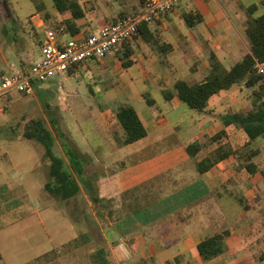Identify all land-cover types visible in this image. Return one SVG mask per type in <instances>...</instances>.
Wrapping results in <instances>:
<instances>
[{"label": "crops", "instance_id": "crops-1", "mask_svg": "<svg viewBox=\"0 0 264 264\" xmlns=\"http://www.w3.org/2000/svg\"><path fill=\"white\" fill-rule=\"evenodd\" d=\"M78 1L84 15L75 20V35L96 33L143 4V0ZM45 6L52 23L71 18L70 13L59 14L53 4ZM245 7L238 0H181L177 8L146 25L152 43L139 34L122 51L118 48L98 61L109 70L108 77L114 75L111 68L123 69L115 80L128 102L122 104L135 109L147 133L127 146L106 132L96 131L90 137L78 131L77 138L71 137L87 159L102 204L93 205L83 189L66 201L49 195L44 190L50 180L44 148L21 133L5 135L0 147V264H264V213L243 211L237 197L231 203L227 198L229 181L234 180L228 178L232 170L227 164L236 158L230 156L202 174L196 168L220 146L242 150L263 141L259 137L249 142L244 131L223 123V116L249 103L243 99V86L233 85L213 96L205 114L186 112L175 97L166 101L162 96V90L172 89L178 79L189 84L203 81L210 70L209 52L227 70L241 60L248 51ZM263 10L260 7L258 13ZM39 14L34 6L30 19ZM182 14L200 21L188 27ZM36 25L44 34L43 23ZM123 52H130L133 61L128 68L122 67ZM39 56L38 45L34 57L13 71L23 66L26 70ZM5 65L0 56V76L8 74ZM12 92L0 96V102ZM144 94L155 101L153 106L146 104ZM167 124L170 128H165ZM194 142L201 149L191 158L186 148ZM57 155L65 158L61 149ZM235 183L232 188L239 189L241 184ZM78 199L80 207L73 204ZM87 205L92 212H86ZM87 223L97 232L86 229ZM225 231V251L204 259L198 244Z\"/></svg>", "mask_w": 264, "mask_h": 264}, {"label": "trees", "instance_id": "trees-1", "mask_svg": "<svg viewBox=\"0 0 264 264\" xmlns=\"http://www.w3.org/2000/svg\"><path fill=\"white\" fill-rule=\"evenodd\" d=\"M2 1L0 0L1 3ZM52 2L59 14L70 13L71 18L65 20L63 24L66 25L70 35H75L78 32L75 20L84 15L79 1L52 0ZM34 6L37 12L43 13L45 17H48V12L43 2H35ZM260 7L264 9V2L260 1L245 7L244 33L248 51L244 53L239 62L227 70L216 55L213 52H209L208 62L210 70L203 81L189 84L183 79H178L172 89L162 90L164 100L170 101L175 97L188 109L205 114L208 112L210 99L222 91L229 90L233 85L252 88V99L245 107L237 112L223 116L224 125H234L244 131L249 142L259 137L264 139V88L259 84V77L254 70L255 60L264 63V10L258 13ZM182 19L188 27L194 25V20L200 21L199 17L195 18L190 14H182ZM147 31L146 24L141 25L138 35L140 34L147 43H152V40L147 37ZM4 32L8 35L7 28ZM129 55L130 52H123L120 56L123 68H128L133 64V61L129 60ZM22 69L25 70L24 66ZM72 72L70 70L68 73L71 74ZM144 99L150 107L155 104V101L147 94H144ZM45 106L47 109V104ZM115 117L122 130V137L117 139L119 145L127 146L146 137V129L131 105L120 104L116 108ZM49 118L50 126H48L44 117L32 118L25 123L22 132L23 138L35 141L44 148V158L49 161L50 180L45 184L44 190L52 197L66 201L75 198L83 189L93 205L102 204L104 200L98 196V187L93 175L87 171V159L69 145L58 128L57 120L52 116ZM220 135L222 134H218L213 139H217ZM57 140L66 160L54 152ZM200 149L201 145L198 142H194L188 145L186 152L193 158ZM258 154V149L250 148L243 151L232 150L228 146H220L203 160L197 162L196 168L202 174L218 162L233 156L240 160V165L248 174L255 175L259 173L264 179V167L259 168L254 162L255 156ZM238 203L244 210L249 208L248 205L244 204L245 199L242 197L238 198ZM227 235L228 232L225 231L201 241L197 246L199 254L206 260L221 255L225 251V238Z\"/></svg>", "mask_w": 264, "mask_h": 264}, {"label": "rangeland", "instance_id": "rangeland-1", "mask_svg": "<svg viewBox=\"0 0 264 264\" xmlns=\"http://www.w3.org/2000/svg\"><path fill=\"white\" fill-rule=\"evenodd\" d=\"M238 1L249 6L257 3L258 0ZM35 2L53 4L52 0H3L2 3L0 2V56L6 59L5 71L8 73L20 68V63H25L34 57L38 50L40 36L43 35V28L37 29L36 24L43 23L45 29L60 25V23L51 22L47 9L48 17L40 13L39 17L31 20L30 13L34 11ZM36 13L39 12L36 11ZM6 28L8 35L4 32ZM123 48L119 49L122 51ZM110 70L115 76L108 77L111 74L101 62H86L71 74L61 73L47 82L37 84L34 93L31 95L12 92L0 102V107H2L0 109V147L6 134H22L25 123L32 118L44 117L50 126V116L57 120L59 130L75 150H78L77 144L71 137L77 138L78 131L86 132L90 137L96 131L111 133L117 141L122 137V130L116 121L115 111L120 104L126 103L127 100H123L120 85L115 82L118 76L123 73V69L111 68ZM252 91V88H244L243 99L245 103L252 99ZM159 97L161 98V95ZM133 105L137 107L136 102H133ZM183 109L186 112L196 113L185 105ZM165 128H170V125L167 124ZM35 143L43 148L39 143ZM250 148L259 150L254 161L259 168H263L264 139L257 144L243 146L241 149L244 151ZM60 149L57 140L54 152L57 154ZM227 165L232 170V175L230 174L228 178H234L233 181H229L230 187L226 189L227 193H231L227 195L228 197L226 196L230 198L229 203H231L232 198L242 197L245 199L244 204L249 206L247 210H244L239 204L243 211L264 213V181L262 177L259 174L250 176L245 170L242 171L244 168L238 159H233ZM234 182L241 184L239 189L232 188ZM37 202V206L41 210L42 205L39 204V200ZM73 204L80 207L79 199ZM85 209L86 212H92L90 205H87ZM86 229H94L95 233L97 232V227H93L90 223L86 224ZM102 249L105 250L103 243ZM84 254L85 261H87L88 249L84 250ZM104 256L105 259L110 257L108 252H105Z\"/></svg>", "mask_w": 264, "mask_h": 264}, {"label": "built area", "instance_id": "built-area-1", "mask_svg": "<svg viewBox=\"0 0 264 264\" xmlns=\"http://www.w3.org/2000/svg\"><path fill=\"white\" fill-rule=\"evenodd\" d=\"M181 0H143L139 11L117 18L92 34L70 35L60 24L44 29L39 44L40 56L30 62L26 70H16L0 77V96L9 91L24 95L34 93L37 84L56 75L74 71L82 64L102 61L118 48L132 41L141 25L158 21L164 14L177 8ZM254 70L264 88V63L255 60Z\"/></svg>", "mask_w": 264, "mask_h": 264}]
</instances>
